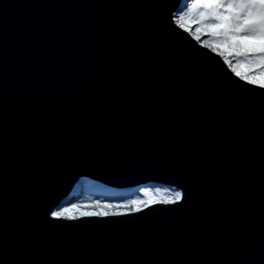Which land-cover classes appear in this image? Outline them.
Returning a JSON list of instances; mask_svg holds the SVG:
<instances>
[{
    "label": "water",
    "instance_id": "water-1",
    "mask_svg": "<svg viewBox=\"0 0 264 264\" xmlns=\"http://www.w3.org/2000/svg\"><path fill=\"white\" fill-rule=\"evenodd\" d=\"M182 1L0 0V264L259 258L264 88L170 20ZM84 177L193 186L195 203L45 224ZM41 184L51 234L25 238Z\"/></svg>",
    "mask_w": 264,
    "mask_h": 264
},
{
    "label": "snow or ice",
    "instance_id": "snow-or-ice-1",
    "mask_svg": "<svg viewBox=\"0 0 264 264\" xmlns=\"http://www.w3.org/2000/svg\"><path fill=\"white\" fill-rule=\"evenodd\" d=\"M182 8L183 10L179 11L178 14L170 13V20L178 25L179 29L184 30V32L199 41L201 45L206 44L209 49L217 53H221L222 50L211 42L200 39L201 34L206 30L215 40L226 43L227 48L223 50V53L234 52L238 58V63L233 65L226 54L223 56L224 61L232 67L236 75L241 76L245 81L264 88V79H255L244 72L238 71L242 64L249 67L264 68V0H183ZM44 187L45 184L37 186L26 201L24 217L20 225L25 238L33 230L51 234L46 232L39 224L35 213L37 203L44 193ZM143 191L147 192L148 190L144 189ZM195 195L193 186L175 187L174 195L165 198V202L183 207L191 201L192 206L195 203ZM153 203L154 200L151 197L147 199L133 198L127 201H95L91 205L95 211H87L88 206L80 202L64 206H50L47 215L53 219L49 221L45 218V224L53 225L66 219L79 221L83 217L91 215H127L133 213L134 210L143 211L146 206ZM72 209L75 211H71ZM64 227L71 226L64 225ZM2 264H25V262L14 259L12 261L5 260ZM228 264H264V228L261 231L259 258L252 260L241 256L230 260Z\"/></svg>",
    "mask_w": 264,
    "mask_h": 264
},
{
    "label": "trees",
    "instance_id": "trees-1",
    "mask_svg": "<svg viewBox=\"0 0 264 264\" xmlns=\"http://www.w3.org/2000/svg\"><path fill=\"white\" fill-rule=\"evenodd\" d=\"M183 1L180 9L182 8ZM178 11V12H179ZM227 48V44L223 49ZM221 49V48H220ZM147 189L148 191H143ZM171 189V191H169ZM175 187L157 182H147L127 187H116L104 181L92 178H82L71 190L59 206L80 202L83 205H92L95 201H127L133 198H153L154 202L165 201V198L174 195Z\"/></svg>",
    "mask_w": 264,
    "mask_h": 264
},
{
    "label": "rangeland",
    "instance_id": "rangeland-1",
    "mask_svg": "<svg viewBox=\"0 0 264 264\" xmlns=\"http://www.w3.org/2000/svg\"><path fill=\"white\" fill-rule=\"evenodd\" d=\"M182 10V9H181ZM180 10V11H181ZM179 12H177L178 14ZM195 31V28L193 29ZM200 39L206 41V42H211L214 46H218L219 48H221L222 52L218 53L222 58L224 56V54H226L229 58V60L232 61V64L235 65L236 63H238V58L235 55L234 52L232 51H228L226 53H223V47L226 45V43H221L217 40L214 39V37L208 33L206 30L203 34H201ZM199 42V41H198ZM200 44V43H199ZM204 46L207 47V45L205 44ZM223 53V54H222ZM224 59V58H223ZM226 62V61H225ZM227 66L229 67L230 70H232V67L226 62ZM238 71L244 72L248 75H250L251 77L255 78V79H264V68H260L258 66H253V67H249L246 64H242L241 67L238 69ZM233 73H235L232 70ZM236 74V73H235ZM241 77V76H239ZM242 78V77H241ZM243 79V78H242ZM249 82V81H248ZM251 83V82H250ZM254 84V83H253ZM87 211H95L94 208L91 207V205H89L86 209ZM71 211H75L74 209H72ZM135 211V210H134Z\"/></svg>",
    "mask_w": 264,
    "mask_h": 264
}]
</instances>
